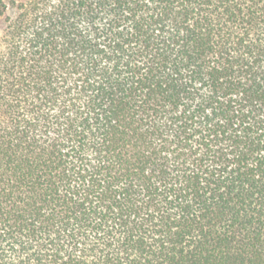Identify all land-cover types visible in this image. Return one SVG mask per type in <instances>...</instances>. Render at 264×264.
<instances>
[{
	"label": "trees",
	"instance_id": "trees-1",
	"mask_svg": "<svg viewBox=\"0 0 264 264\" xmlns=\"http://www.w3.org/2000/svg\"><path fill=\"white\" fill-rule=\"evenodd\" d=\"M0 264H264V0H0Z\"/></svg>",
	"mask_w": 264,
	"mask_h": 264
}]
</instances>
